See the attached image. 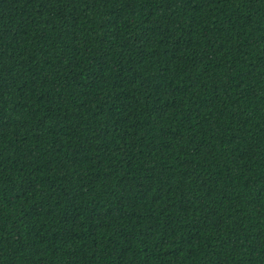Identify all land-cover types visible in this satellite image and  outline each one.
Returning a JSON list of instances; mask_svg holds the SVG:
<instances>
[{"label": "trees", "instance_id": "trees-1", "mask_svg": "<svg viewBox=\"0 0 264 264\" xmlns=\"http://www.w3.org/2000/svg\"><path fill=\"white\" fill-rule=\"evenodd\" d=\"M0 264H264V0H0Z\"/></svg>", "mask_w": 264, "mask_h": 264}]
</instances>
